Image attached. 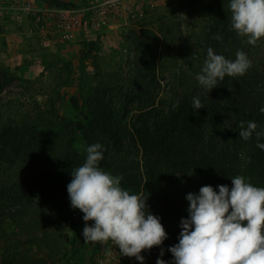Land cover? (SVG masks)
Masks as SVG:
<instances>
[{"label":"rangeland","instance_id":"rangeland-1","mask_svg":"<svg viewBox=\"0 0 264 264\" xmlns=\"http://www.w3.org/2000/svg\"><path fill=\"white\" fill-rule=\"evenodd\" d=\"M215 1L0 0V125L15 122L31 132L26 134L34 138L33 143L44 140L43 160L53 162L70 134L69 103L99 118L96 127L101 135L109 130L100 125L103 119L114 120L129 144L131 161L141 166L142 176L133 179L140 183L137 194L148 196V210L160 218V203L151 199L154 194L146 195L144 157L136 127L142 123L140 115L153 107L168 109L179 95L192 94L201 87L180 57L188 50L202 53V47L211 41L207 36L211 24L203 20L202 13ZM225 3L228 7L229 1ZM62 11L70 13L65 16ZM227 19L229 29L223 38L231 34V40L242 41L235 47L230 40L233 56L242 50L255 65V57L263 56L264 39L255 46L247 44L230 30V11ZM179 72L186 74V89L175 80L174 74ZM77 148L81 151V146ZM31 149L34 152L36 148ZM109 170H114V164ZM57 212L23 213L6 223V232L0 229V264L7 246L17 248L15 257L20 263L100 264L109 259L108 264H140L135 257L120 255L110 241L86 243V222L80 210L73 221L76 231L70 228V221H64L63 211ZM176 217L180 218L176 224L175 217L164 223L169 234L166 240L179 238L181 220L188 218V210ZM37 219L38 226L34 224ZM92 223L88 222L89 226ZM106 249H112L113 254L108 256ZM141 255L144 264H156L159 258L169 263L166 252L162 257L161 252L149 255L147 250Z\"/></svg>","mask_w":264,"mask_h":264},{"label":"trees","instance_id":"trees-1","mask_svg":"<svg viewBox=\"0 0 264 264\" xmlns=\"http://www.w3.org/2000/svg\"><path fill=\"white\" fill-rule=\"evenodd\" d=\"M225 1L229 0L215 1L202 13L203 20L211 24L209 33H206L211 41L202 47L203 55L189 53L188 50L180 57L196 75L202 68L209 47L217 54L234 60L229 43L232 41L237 47L236 42H242L235 40L236 37L231 40V34L220 41L213 39L216 34L224 37L228 33L229 8L225 6ZM50 2L70 7L59 1ZM229 36L230 39H227ZM262 55L255 57V65L244 76L226 77L210 92L202 86L197 87L192 94L179 95L178 100L169 103L168 109L153 107L145 115H140L143 124H134L137 126L138 148L144 157L146 195L154 194L151 199L160 203L163 226L165 221H171V217H175L177 223L179 217L176 216L189 208L186 195L198 194L202 186L210 185L218 192L219 185L231 188V178L243 175L250 178L253 185L264 187V150L256 146L255 135L247 141L239 136L242 120L255 121L264 128V114L260 112V108L264 107V53ZM180 73L174 74L175 80L181 81V89H186V74L182 76ZM194 97H198L203 106L198 111L192 108ZM74 100L77 102L76 98ZM69 106L72 110V118L67 122L70 134L53 162L43 160L46 156L43 154L44 140L37 139L33 143L34 138L27 136L31 132L15 122L0 125L2 231L6 232L4 225L16 221L19 214L32 215L42 211H47V215L52 211H63L64 221H70V228L76 231L73 221L79 209L71 206L67 186L72 180V170L86 159L84 148L94 143H100L105 149L100 167L107 171L114 164V170L108 172L123 177L122 187L133 194L139 193L140 183L133 179L142 176L141 166L139 162L131 161L127 151L129 144L126 145L127 140L115 121L104 118L100 125L109 127V130L105 129L106 135H101L96 127L101 122L99 118L90 117L82 109L72 107L71 103ZM151 120L153 123L149 122ZM76 146H81V151ZM33 147L36 149L31 152ZM47 215L46 218H49ZM34 224L38 226L40 221L37 219ZM178 242L176 237L165 240L161 247L148 251L149 255L160 253L163 249L170 256L168 264H173L174 257L167 249ZM71 249L74 250V246ZM4 252L1 264H47L45 261L17 262V248L7 246Z\"/></svg>","mask_w":264,"mask_h":264},{"label":"clouds","instance_id":"clouds-1","mask_svg":"<svg viewBox=\"0 0 264 264\" xmlns=\"http://www.w3.org/2000/svg\"><path fill=\"white\" fill-rule=\"evenodd\" d=\"M230 30L245 42L255 46L264 39V0H229ZM220 41V34L213 36ZM252 67L248 55L238 50L235 59L207 49L200 72L199 84L209 92L226 77H242ZM193 109L203 108L198 97ZM264 114V107L260 108ZM239 136L247 141L255 135L256 146L264 150V128L255 121H240ZM105 149L100 143L84 148L86 159L72 172L67 186L71 206L79 209L86 222L85 242H111L120 255L135 257L144 264V251L161 247L167 232L160 218L148 210L147 197L133 194L122 187V176L100 167ZM232 187L202 186L199 193H188V218L181 220L179 242L167 250L174 257L173 264H264V187L250 182V178L236 175ZM88 222H93L89 226ZM111 256L112 249H106ZM164 251H161V257ZM156 264H166L162 258Z\"/></svg>","mask_w":264,"mask_h":264},{"label":"built area","instance_id":"built-area-1","mask_svg":"<svg viewBox=\"0 0 264 264\" xmlns=\"http://www.w3.org/2000/svg\"><path fill=\"white\" fill-rule=\"evenodd\" d=\"M62 12L64 13L65 16H67L70 13L69 11H62ZM65 21H67V20H65ZM68 26L71 27L69 24H68ZM108 262H109V259H103L100 261V264H108Z\"/></svg>","mask_w":264,"mask_h":264}]
</instances>
